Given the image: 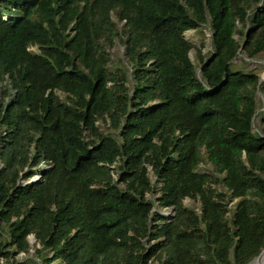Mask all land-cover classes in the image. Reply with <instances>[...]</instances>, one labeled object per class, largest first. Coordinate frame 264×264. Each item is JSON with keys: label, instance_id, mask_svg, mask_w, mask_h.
<instances>
[{"label": "trees", "instance_id": "obj_1", "mask_svg": "<svg viewBox=\"0 0 264 264\" xmlns=\"http://www.w3.org/2000/svg\"><path fill=\"white\" fill-rule=\"evenodd\" d=\"M240 54L264 55V0H0V264L257 258L264 80Z\"/></svg>", "mask_w": 264, "mask_h": 264}, {"label": "rangeland", "instance_id": "obj_2", "mask_svg": "<svg viewBox=\"0 0 264 264\" xmlns=\"http://www.w3.org/2000/svg\"><path fill=\"white\" fill-rule=\"evenodd\" d=\"M114 20L116 21L115 18H114ZM120 28H122V25H120ZM185 37L195 47L191 51L190 57H191L192 62L196 65L197 70L199 72L200 64H199V61L197 58V49H199V48L202 49V53L205 56H208L211 53V51L213 49L212 32L209 29H201V30H197V31H188L185 33ZM109 52L112 55V59H113L114 63L118 64V63H120V59H122L124 64H126L125 59H124L125 49L119 40H116L115 46L111 50H109ZM234 65L236 66V68L241 69L243 71L254 72L261 77L262 81L264 80V55H262L261 57H259L256 60L250 61L245 57L244 54H240L237 57V59L234 61ZM61 97L64 98V95H61ZM259 99H260V104H261L259 112H263L264 111V95L262 93L259 94ZM257 122L258 121L256 120L255 123L257 124ZM98 124L100 125L102 131H107L106 125H103V123H101V122ZM0 167H1V164H0ZM150 177H151L152 181H154V177H153V174L151 172H150ZM36 179H38V176H35L34 178H32L31 181L36 180ZM184 203L186 206H194L197 209L199 207L198 203H193L190 200H185ZM30 244L32 246H34V244H36V241L33 237L30 238ZM35 246H36V248L38 247L37 245H35ZM33 255H34V249L31 250V256H29V257L32 258ZM26 259H27L26 255H24V254H19L16 257V260L21 261V262L27 261Z\"/></svg>", "mask_w": 264, "mask_h": 264}, {"label": "water", "instance_id": "obj_3", "mask_svg": "<svg viewBox=\"0 0 264 264\" xmlns=\"http://www.w3.org/2000/svg\"><path fill=\"white\" fill-rule=\"evenodd\" d=\"M37 180V179H36ZM32 181H35V180H32ZM263 260V263L262 264H264V250L260 253V255L257 257V258H255L251 263H249V264H256V263H259V262H261Z\"/></svg>", "mask_w": 264, "mask_h": 264}, {"label": "built area", "instance_id": "obj_4", "mask_svg": "<svg viewBox=\"0 0 264 264\" xmlns=\"http://www.w3.org/2000/svg\"><path fill=\"white\" fill-rule=\"evenodd\" d=\"M164 213L167 214V215H172L173 214V211L171 209H165L164 210Z\"/></svg>", "mask_w": 264, "mask_h": 264}, {"label": "bare ground", "instance_id": "obj_5", "mask_svg": "<svg viewBox=\"0 0 264 264\" xmlns=\"http://www.w3.org/2000/svg\"><path fill=\"white\" fill-rule=\"evenodd\" d=\"M262 263H263V260L261 262H259V263H256V264H262Z\"/></svg>", "mask_w": 264, "mask_h": 264}]
</instances>
